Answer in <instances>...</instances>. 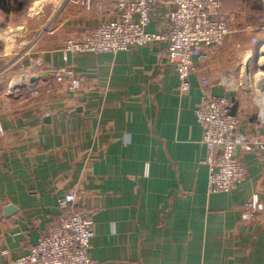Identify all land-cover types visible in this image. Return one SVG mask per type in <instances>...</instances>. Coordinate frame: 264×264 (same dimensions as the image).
Masks as SVG:
<instances>
[{
  "label": "crops",
  "instance_id": "1",
  "mask_svg": "<svg viewBox=\"0 0 264 264\" xmlns=\"http://www.w3.org/2000/svg\"><path fill=\"white\" fill-rule=\"evenodd\" d=\"M47 1L37 29L29 25L35 14L29 0L0 9V31L4 17L20 12L25 18L8 40L11 51L0 52V264L29 253L57 224L58 200L70 192L78 196L75 210L94 222L95 264H264V214L250 222L241 217L249 200L264 202V149L238 148L246 181L229 193L209 194L204 127L195 116L204 92L228 98L240 131L264 142L253 86L219 84L222 71L239 76L247 63L254 84L264 0H223L233 33L207 63L195 64L185 94L160 42L71 55L68 65L82 83L71 91L52 74L65 64L66 42L87 37L119 13L114 0ZM170 10L159 5L148 31L167 32ZM22 39H28L24 47ZM30 57L42 60L33 84L38 95L9 94Z\"/></svg>",
  "mask_w": 264,
  "mask_h": 264
},
{
  "label": "built area",
  "instance_id": "2",
  "mask_svg": "<svg viewBox=\"0 0 264 264\" xmlns=\"http://www.w3.org/2000/svg\"><path fill=\"white\" fill-rule=\"evenodd\" d=\"M119 19L104 22L83 39H69L62 52L65 64L52 74L58 82H69L71 91L81 88V80L74 68L68 65L71 55L127 52L145 47L153 42L167 45V60L177 73L180 94L192 89L191 77L195 64L210 60L215 48L222 46L233 33L232 17L224 10L223 0H114ZM171 7L169 30L149 32L153 14L159 5ZM253 42L258 43L257 38ZM264 44L258 73L255 74V93L258 122L264 124V92L258 88L257 75L264 73ZM42 65L39 58L30 57L29 64L18 67V79L10 85L8 93L21 95L24 91L38 95L30 80L35 78ZM246 65L241 75L232 70L221 72L219 84L231 89L251 88V78L246 75ZM203 87L209 82L203 79ZM254 86V85H253ZM197 121L204 127L203 142L207 147L206 164L209 167V194L229 193L242 185L247 178V168L237 157L238 148L252 152L264 149V142L251 139L240 131L241 119L235 113L230 99L204 92L195 110ZM2 131V129L0 128ZM78 196L70 192L58 200L62 211L57 224L40 236L29 253L13 259L10 264H95L91 255L94 236L93 220L75 210ZM264 214V202L249 200L242 211V220L250 222Z\"/></svg>",
  "mask_w": 264,
  "mask_h": 264
},
{
  "label": "rangeland",
  "instance_id": "3",
  "mask_svg": "<svg viewBox=\"0 0 264 264\" xmlns=\"http://www.w3.org/2000/svg\"><path fill=\"white\" fill-rule=\"evenodd\" d=\"M47 2H48L47 0L46 1L45 0H29L28 8L31 9V12L34 11V13H35L32 18H29V20L31 22V24L29 23V25H31L30 27L32 29L33 28L37 29L38 26L41 25L42 20H41L40 16L37 15V13L40 12V10H42L43 8H45V10H46V8H48ZM24 19L25 18L22 16V14L20 12L15 16L3 18L2 24H1L3 30L0 31V52L1 53H6V52L11 51L10 41H8V40H10V37L14 36V34H12V33L14 32V28H16V25L20 24ZM9 26L12 27L13 29L7 28ZM27 43H28V39H22L21 42H19V46L24 47ZM258 72L259 71L257 70L256 73H258ZM253 81L255 82V79H253ZM250 86H253V88H255V83L252 85L250 84Z\"/></svg>",
  "mask_w": 264,
  "mask_h": 264
},
{
  "label": "trees",
  "instance_id": "4",
  "mask_svg": "<svg viewBox=\"0 0 264 264\" xmlns=\"http://www.w3.org/2000/svg\"><path fill=\"white\" fill-rule=\"evenodd\" d=\"M14 5L17 6V0H0V9L3 11H9ZM18 7H22L19 5Z\"/></svg>",
  "mask_w": 264,
  "mask_h": 264
},
{
  "label": "water",
  "instance_id": "5",
  "mask_svg": "<svg viewBox=\"0 0 264 264\" xmlns=\"http://www.w3.org/2000/svg\"><path fill=\"white\" fill-rule=\"evenodd\" d=\"M246 75L250 76V63H247L246 65ZM37 79L36 78H31V82L34 83ZM9 211H12V208L9 209Z\"/></svg>",
  "mask_w": 264,
  "mask_h": 264
},
{
  "label": "bare ground",
  "instance_id": "6",
  "mask_svg": "<svg viewBox=\"0 0 264 264\" xmlns=\"http://www.w3.org/2000/svg\"><path fill=\"white\" fill-rule=\"evenodd\" d=\"M263 61H264V58H263ZM259 79H260L259 81L260 88H263L264 87V73L260 74Z\"/></svg>",
  "mask_w": 264,
  "mask_h": 264
}]
</instances>
